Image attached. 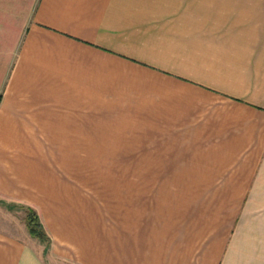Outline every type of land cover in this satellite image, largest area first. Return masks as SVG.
Returning <instances> with one entry per match:
<instances>
[{"label":"crops","instance_id":"1","mask_svg":"<svg viewBox=\"0 0 264 264\" xmlns=\"http://www.w3.org/2000/svg\"><path fill=\"white\" fill-rule=\"evenodd\" d=\"M125 141L170 165H49ZM0 264H264V0H0Z\"/></svg>","mask_w":264,"mask_h":264},{"label":"rangeland","instance_id":"2","mask_svg":"<svg viewBox=\"0 0 264 264\" xmlns=\"http://www.w3.org/2000/svg\"><path fill=\"white\" fill-rule=\"evenodd\" d=\"M146 96H138L140 98L145 99ZM147 97V96H146ZM150 97V96H148ZM142 99V100H143ZM148 100L158 102V96H151L147 98ZM147 101V100H146ZM140 102V101H139ZM149 102V101H148ZM152 102V103H153ZM134 109L141 108L142 103L140 102L137 105H130ZM142 110L132 111L128 110V113H123L124 115L120 118L121 124L133 123L131 120L133 117L129 116V114L141 113ZM157 112V111H156ZM154 114L155 111L152 110ZM127 114V117H125ZM129 130V125H125V127H120V138L127 139V131ZM137 138L139 136H136ZM140 138V137H139ZM141 139V138H140ZM142 140V139H141ZM80 144H73V149L71 151V158L61 159V158H53L48 160L49 165H53L55 167L59 166H68L71 167L73 173H84L86 170L87 175H81V177H86V181H94V182H111L112 178H118L120 181H127L126 174L113 175L112 173L117 172V168H123L120 172L126 173L124 168L127 167H156V166H166L170 165V160L159 159V158H145L144 157V143L142 141L136 142L135 144H130L128 142H119V143H88L87 151L83 152L79 150ZM85 144H82L84 146ZM149 146V144H148ZM151 146V145H150ZM154 146V145H153ZM77 147V148H76ZM67 154V153H66ZM65 154V155H66ZM80 154L82 156H80ZM87 154V157L83 155ZM150 155L155 156L159 155V152H154L151 149L149 152ZM78 177V176H73ZM202 177V176H201ZM205 177V176H204ZM22 210V208H18V210ZM20 212V211H19ZM21 213V212H20ZM19 213V214H20ZM24 214V213H23ZM20 216V215H19Z\"/></svg>","mask_w":264,"mask_h":264},{"label":"trees","instance_id":"3","mask_svg":"<svg viewBox=\"0 0 264 264\" xmlns=\"http://www.w3.org/2000/svg\"><path fill=\"white\" fill-rule=\"evenodd\" d=\"M23 209V219L28 234L42 242H47V237L43 232L35 211L28 206H20Z\"/></svg>","mask_w":264,"mask_h":264}]
</instances>
